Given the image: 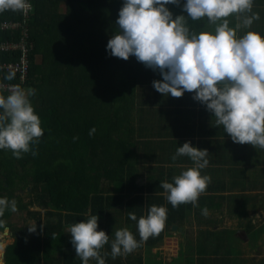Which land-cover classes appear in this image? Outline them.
<instances>
[{
	"label": "trees",
	"instance_id": "trees-1",
	"mask_svg": "<svg viewBox=\"0 0 264 264\" xmlns=\"http://www.w3.org/2000/svg\"><path fill=\"white\" fill-rule=\"evenodd\" d=\"M29 3L33 6L29 15L0 13V24L19 22L28 27L33 44L28 79L23 85L16 76L10 81L36 90L30 99L44 129L40 143L33 146L36 156L28 153L16 159L11 151L0 150V198L15 200L18 211L26 215L22 227L11 222L16 212L7 210L2 218L6 223L0 232L9 229L14 239L6 248L4 264H82L75 249H69L72 244L67 229L92 215L99 217L97 230L110 237L102 250V255L107 253L106 264H143V249L158 245L166 228L182 222L190 210L188 204L173 208L160 188L163 181L173 182L174 168L154 167L155 177H148L146 185L136 180L141 153L136 135L146 128L141 125L144 112L137 116L141 126L132 122L135 94L139 85L153 84L162 75L134 56L125 61L110 55L107 44L118 31L116 21L124 0ZM184 3L186 0H181L179 7H166L174 18L187 17ZM62 5L66 6L64 13L59 11ZM190 23L197 31L208 27L203 21ZM20 34L21 30L0 31V41H18ZM16 57L0 56L2 61ZM93 128L96 132L90 136ZM168 143L173 146V141ZM218 144L211 146V151L216 148L228 160L231 144ZM146 154L141 158L148 159ZM148 160L154 162L153 158ZM28 188L25 202L18 193ZM152 205L167 209L164 231L135 252L112 259L115 230L127 228L140 240L138 220ZM129 212H135L137 221L129 218ZM27 220L34 223L25 224ZM29 228L36 230L30 232Z\"/></svg>",
	"mask_w": 264,
	"mask_h": 264
},
{
	"label": "clouds",
	"instance_id": "clouds-1",
	"mask_svg": "<svg viewBox=\"0 0 264 264\" xmlns=\"http://www.w3.org/2000/svg\"><path fill=\"white\" fill-rule=\"evenodd\" d=\"M181 5V0H124L116 25L118 31L110 38L107 49L111 56L125 61L134 56L147 68L158 71L162 81L153 87L164 96L181 98L186 92L214 114L217 127L222 126L232 141L264 150V35L251 29L260 15L253 11L255 0H186L184 15L173 17L166 5ZM29 0H0V13L25 12ZM207 21L211 30L197 31L190 22ZM15 78L14 73L5 77ZM32 88L18 85L10 93L0 92V150H9L16 159L24 154L38 153L33 149L44 136L42 121L30 97ZM96 129L90 130L94 135ZM209 152L184 143L172 156L188 157L194 166L163 181L160 188L166 193L173 208L182 204L198 206L211 177L203 175L209 165ZM17 212L15 200L0 198V228L5 212ZM207 215V208L202 209ZM137 221L135 212L128 213ZM97 215L84 222L74 223L67 229L82 264L90 260L106 264L102 250L110 242L105 231H98ZM167 209L152 205L146 216L137 223L140 240L127 228L114 232L111 257L126 256L138 250L149 238L158 237L165 229ZM35 228H29L35 232ZM54 238V235H53Z\"/></svg>",
	"mask_w": 264,
	"mask_h": 264
},
{
	"label": "crops",
	"instance_id": "crops-1",
	"mask_svg": "<svg viewBox=\"0 0 264 264\" xmlns=\"http://www.w3.org/2000/svg\"><path fill=\"white\" fill-rule=\"evenodd\" d=\"M253 11L259 13L260 20L239 35L248 30L264 35V0H255ZM137 88V113H145L141 125L146 128L136 135L141 149L136 165L137 183L146 185L148 177H155L154 167H172L173 176L193 167L188 157L172 160L177 148L187 142L209 152V165L201 171L211 177L198 206L188 204L190 210L185 219L167 227L158 245L143 249V264H264V254H257L259 249L264 250V150L234 143L222 126L217 127L214 114L193 98L194 93L174 98L157 92L153 84ZM221 141L231 144L228 160L216 148L211 151ZM146 153L154 162L141 158ZM221 183L226 184L225 188ZM204 208L208 210L206 216L202 214ZM166 239L175 244V251L159 249ZM223 248L226 251L218 257ZM69 249L74 250L73 244Z\"/></svg>",
	"mask_w": 264,
	"mask_h": 264
},
{
	"label": "built area",
	"instance_id": "built-area-1",
	"mask_svg": "<svg viewBox=\"0 0 264 264\" xmlns=\"http://www.w3.org/2000/svg\"><path fill=\"white\" fill-rule=\"evenodd\" d=\"M31 5V4H30ZM33 10V7L25 11V15H29ZM21 30L20 37L17 40L0 41V56L2 54H8L10 56H17L12 61H2L0 58V92L10 93L13 85H18L12 81H6L5 75L14 73L18 79V83L23 85L26 83L30 70V53L33 48V44L29 41V31L26 24L22 25L19 22L5 21L0 24V31H16ZM19 86V85H18Z\"/></svg>",
	"mask_w": 264,
	"mask_h": 264
},
{
	"label": "rangeland",
	"instance_id": "rangeland-1",
	"mask_svg": "<svg viewBox=\"0 0 264 264\" xmlns=\"http://www.w3.org/2000/svg\"><path fill=\"white\" fill-rule=\"evenodd\" d=\"M33 7V6H32ZM59 11L60 12H62V13H64L65 11H66V6L65 5H62L60 8H59ZM161 78V77H160ZM136 94H137V92H136ZM138 103H139V101L136 99L135 100V106H134V110H133V115H135L134 117L132 116V122L134 123V125H135V127L138 125L137 124V110H138ZM135 134V133H134ZM111 185L113 184V183H110ZM110 186V185H109ZM112 188V191H115L114 189H115V185H112V187H110V189ZM29 190V188L27 189V190H25V191H21V192H17L18 194H20L21 196H23V198H24V201L25 202H27V198L25 197L26 196V193H27V191ZM33 210H35V209H37L36 207H33L32 208ZM25 212L24 211H17L14 215H13V217L11 218V222L15 225V226H17V227H22L23 226V223H24V221H22L23 219H26L25 218ZM34 223V220L32 221V220H27L26 221V223L25 224H30V225H32ZM122 226V225H121ZM216 237H218V235H215ZM170 237V236H169ZM171 237H175V236H171ZM177 237V236H176ZM68 240L70 241V243H71V240H72V237H71V235L69 234V238H68ZM13 241H14V239H12V237H11V234L9 233V229H6L5 230V232H0V245H2V248H1V246H0V264H4L5 263V260H4V255H5V251H6V248H7V246L8 245H10V244H12L13 243ZM4 244V245H3ZM72 244V243H71ZM161 247H164V248H168V249H171V248H173L174 249V251H175V244L172 242V241H170V239H166L165 240V242H163L161 245H160V247H159V249L161 248ZM261 248H262V246H261ZM73 249H75L74 248V246H73ZM223 251H226L224 248L222 249V250H220L219 251V253L217 254V256L218 257H221L222 256V252ZM264 254V250H260L259 249V252H257V254Z\"/></svg>",
	"mask_w": 264,
	"mask_h": 264
},
{
	"label": "bare ground",
	"instance_id": "bare-ground-1",
	"mask_svg": "<svg viewBox=\"0 0 264 264\" xmlns=\"http://www.w3.org/2000/svg\"><path fill=\"white\" fill-rule=\"evenodd\" d=\"M30 203V202H29ZM44 234V233H43ZM4 245V244H3ZM1 246V248H2V245H0ZM76 253V252H75ZM40 256V255H39Z\"/></svg>",
	"mask_w": 264,
	"mask_h": 264
}]
</instances>
